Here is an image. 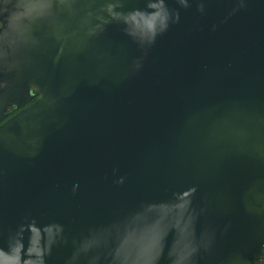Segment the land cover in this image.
I'll use <instances>...</instances> for the list:
<instances>
[{"label": "water", "instance_id": "1", "mask_svg": "<svg viewBox=\"0 0 264 264\" xmlns=\"http://www.w3.org/2000/svg\"><path fill=\"white\" fill-rule=\"evenodd\" d=\"M0 23V264H264V0Z\"/></svg>", "mask_w": 264, "mask_h": 264}, {"label": "flooded vegetation", "instance_id": "2", "mask_svg": "<svg viewBox=\"0 0 264 264\" xmlns=\"http://www.w3.org/2000/svg\"><path fill=\"white\" fill-rule=\"evenodd\" d=\"M1 26H2V25H1V23H0V27H1ZM34 101H35V100H33L32 102H34ZM32 102H31V103H32ZM31 103H30V104H31ZM9 111H10V112H13V114H15V113H17L19 110H16L15 108H13V109H10Z\"/></svg>", "mask_w": 264, "mask_h": 264}]
</instances>
